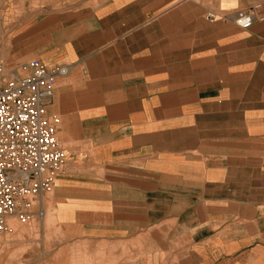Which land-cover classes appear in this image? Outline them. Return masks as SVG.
Here are the masks:
<instances>
[{
    "label": "crops",
    "instance_id": "0c3cea01",
    "mask_svg": "<svg viewBox=\"0 0 264 264\" xmlns=\"http://www.w3.org/2000/svg\"><path fill=\"white\" fill-rule=\"evenodd\" d=\"M1 55L69 71L63 239L0 264H264V0H0Z\"/></svg>",
    "mask_w": 264,
    "mask_h": 264
},
{
    "label": "built area",
    "instance_id": "2783aa9c",
    "mask_svg": "<svg viewBox=\"0 0 264 264\" xmlns=\"http://www.w3.org/2000/svg\"><path fill=\"white\" fill-rule=\"evenodd\" d=\"M258 9L253 6L225 17L248 30L263 20ZM205 20L216 19L207 14ZM68 71L67 65L51 66L37 59L19 67L0 62V234L8 217L21 222L44 218L42 200L52 192L65 162L57 140L59 120L47 114V106L57 78Z\"/></svg>",
    "mask_w": 264,
    "mask_h": 264
},
{
    "label": "rangeland",
    "instance_id": "374dc122",
    "mask_svg": "<svg viewBox=\"0 0 264 264\" xmlns=\"http://www.w3.org/2000/svg\"><path fill=\"white\" fill-rule=\"evenodd\" d=\"M0 62L5 65H17L24 64L26 62H16L14 59H6V56H0ZM54 190V188H53ZM53 190L50 194H47L42 200V210L44 212V218L38 220L37 218H30L26 222H21L15 217H8L7 219H15L19 224L13 233L0 234V254H54L55 245L59 244L63 235L58 227L54 224L51 225L53 217L52 208L53 204ZM54 219V218H53ZM49 226L48 228L46 226ZM45 225V226H44ZM22 230V231H20ZM16 236V237H15ZM19 245V246H16Z\"/></svg>",
    "mask_w": 264,
    "mask_h": 264
},
{
    "label": "bare ground",
    "instance_id": "6f19581e",
    "mask_svg": "<svg viewBox=\"0 0 264 264\" xmlns=\"http://www.w3.org/2000/svg\"><path fill=\"white\" fill-rule=\"evenodd\" d=\"M19 66H21L22 64H18ZM18 66V67H19ZM19 72V71H18ZM21 74V73H20ZM55 211V210H54ZM51 214H53V213H51ZM52 219L51 221H49V222H52V224L51 225H54L55 224V221H54V219H53V217H52V215H51V217H49V219ZM41 220V219H40ZM28 221V220H27ZM42 221V220H41ZM26 222V221H25ZM23 223V222H22ZM19 224L15 221V219H6V223H5V230L2 232V233H7V235L9 234V233H13L14 231H15V229L17 228V226H18ZM51 225H49L48 224V226H46L47 228L49 227V226H51ZM45 226V225H44ZM49 229V228H48ZM20 231H22V230H20ZM1 233V234H2ZM16 237V236H15Z\"/></svg>",
    "mask_w": 264,
    "mask_h": 264
}]
</instances>
